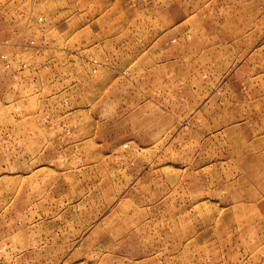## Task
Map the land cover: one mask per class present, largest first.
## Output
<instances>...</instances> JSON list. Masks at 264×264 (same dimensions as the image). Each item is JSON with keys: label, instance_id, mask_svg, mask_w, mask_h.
<instances>
[{"label": "rangeland", "instance_id": "374dc122", "mask_svg": "<svg viewBox=\"0 0 264 264\" xmlns=\"http://www.w3.org/2000/svg\"><path fill=\"white\" fill-rule=\"evenodd\" d=\"M0 264H264V0H0Z\"/></svg>", "mask_w": 264, "mask_h": 264}, {"label": "crops", "instance_id": "0c3cea01", "mask_svg": "<svg viewBox=\"0 0 264 264\" xmlns=\"http://www.w3.org/2000/svg\"><path fill=\"white\" fill-rule=\"evenodd\" d=\"M170 15H172V13H170ZM174 15H176V17H174L171 20L172 25H174L173 27H176L179 24H184L186 22V19H187L186 10L182 9L178 14H174ZM174 15H172V16H174Z\"/></svg>", "mask_w": 264, "mask_h": 264}]
</instances>
